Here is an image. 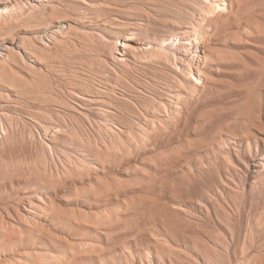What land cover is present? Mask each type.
<instances>
[{"label":"rangeland","instance_id":"obj_1","mask_svg":"<svg viewBox=\"0 0 264 264\" xmlns=\"http://www.w3.org/2000/svg\"><path fill=\"white\" fill-rule=\"evenodd\" d=\"M49 3L0 31V264H264V0Z\"/></svg>","mask_w":264,"mask_h":264},{"label":"bare ground","instance_id":"obj_2","mask_svg":"<svg viewBox=\"0 0 264 264\" xmlns=\"http://www.w3.org/2000/svg\"><path fill=\"white\" fill-rule=\"evenodd\" d=\"M51 0H0V6H5V11L3 12L0 8V19L2 23H0V31H10L13 30L11 20L12 22L19 23L21 25H29V24H37L41 23L44 20H46L51 15H58L61 13L60 8L53 7L49 2ZM53 1V0H52ZM36 2V3H35ZM10 5V7H8ZM52 6V7H51ZM49 8L48 12L45 11V9ZM14 16L10 19V14H13ZM64 16V15H61ZM64 19H59L60 21H63ZM43 28V27H41ZM41 28H36L35 30H38L34 32L36 37H41V33H45V31ZM48 30V29H47ZM56 33H59V30L52 29L49 34L52 36H55ZM181 35L188 37L186 42V45L191 48L194 46V44H198L197 37H194L195 39L189 38V33L182 31ZM168 43H174L172 41ZM167 45V44H166ZM7 47V46H5ZM200 60V58L198 59ZM178 65H176L177 67ZM188 69L191 71V65L188 66ZM264 160V157H262ZM209 188V187H207Z\"/></svg>","mask_w":264,"mask_h":264}]
</instances>
